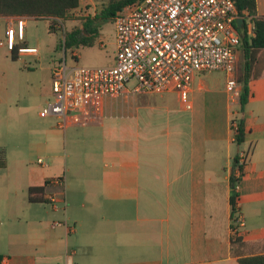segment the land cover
<instances>
[{
    "label": "crops",
    "instance_id": "crops-1",
    "mask_svg": "<svg viewBox=\"0 0 264 264\" xmlns=\"http://www.w3.org/2000/svg\"><path fill=\"white\" fill-rule=\"evenodd\" d=\"M256 15L264 17V0ZM14 19L0 17V50ZM1 54L4 65L9 53ZM248 90L242 114L226 88L198 74L190 110L175 93L124 95L105 101L95 123L62 129L45 117L26 150L14 146L16 160L0 168V264H238L264 255V66ZM3 106L0 99V131ZM241 116L237 144L231 123ZM32 150L46 162L33 167ZM240 153L248 158L234 234L230 181ZM30 188H42L45 202L29 203Z\"/></svg>",
    "mask_w": 264,
    "mask_h": 264
},
{
    "label": "built area",
    "instance_id": "built-area-1",
    "mask_svg": "<svg viewBox=\"0 0 264 264\" xmlns=\"http://www.w3.org/2000/svg\"><path fill=\"white\" fill-rule=\"evenodd\" d=\"M26 20L15 17L6 28L2 45L9 54L16 51L17 57H37L36 48L21 46ZM237 20H242L239 28ZM112 23L113 64L68 67L64 59L56 64L50 73L51 99L40 111L41 118L59 119L62 129L70 122L95 123L102 119L105 101L124 95L175 93L183 107L190 110L188 97L194 78L211 72L223 73L230 100H239L241 88L235 78L237 48L243 32L248 37H254V33L250 18L246 13L238 14L233 0H142L123 7ZM130 82L134 84L129 88ZM231 129L237 133L236 122L231 123ZM247 158L248 153L237 156L233 176L236 194L239 168ZM232 225L234 234L243 225L237 210Z\"/></svg>",
    "mask_w": 264,
    "mask_h": 264
},
{
    "label": "rangeland",
    "instance_id": "rangeland-1",
    "mask_svg": "<svg viewBox=\"0 0 264 264\" xmlns=\"http://www.w3.org/2000/svg\"><path fill=\"white\" fill-rule=\"evenodd\" d=\"M108 1L81 0L79 8L73 12L71 19L55 26L60 29L57 32L49 30L50 20H27L24 32L25 46L36 48L39 52L37 57H21L14 61L6 50H0V58L1 53H5V56L8 54L5 57V64L0 65V99L5 103L2 107L5 109V126H2L0 131V143L5 145V149L0 150L3 151L6 161L16 160L18 155L13 152L14 146L18 145L25 151L29 142H33L34 130L37 129L39 122L44 120L39 116V111L51 99L50 73L56 64L64 59L68 67H99L109 65L113 61L115 28L111 21L102 24L93 46L72 47L66 50L62 47V33L81 29L85 19L96 16ZM260 59L264 62V51L261 52ZM243 63L242 48L239 45L235 78L240 88L242 87L240 81L243 75ZM200 77L213 80L219 85L221 91L225 88V75L221 72L201 73ZM133 84L130 82L127 86L130 88ZM144 96L137 95L131 98L142 100ZM125 116L128 117V112L120 113L114 123L123 127L128 121ZM13 117L19 118L20 124L13 122L16 120ZM27 156L28 162L33 167L39 165L38 158L43 159V156L34 150L30 151ZM63 162L64 157L61 158L60 163ZM0 173L5 174V171Z\"/></svg>",
    "mask_w": 264,
    "mask_h": 264
},
{
    "label": "trees",
    "instance_id": "trees-1",
    "mask_svg": "<svg viewBox=\"0 0 264 264\" xmlns=\"http://www.w3.org/2000/svg\"><path fill=\"white\" fill-rule=\"evenodd\" d=\"M142 0H109L107 5L93 18H86L81 29H74L68 33H64L63 49H70L79 46H93L99 29L102 24L108 21L112 22L115 14L123 7ZM240 16L246 15L253 24L254 37H248L245 32L241 34L240 44L243 57V75L241 78V94L239 104L241 114L244 106L248 101L249 90L248 83L251 79L257 78L264 62L261 61L260 55L264 51V17L256 15V0H233ZM80 0H0V17H22L32 20H50L49 30L52 32L60 31L56 28L57 21L64 22L71 19V15L79 8ZM21 46H25L22 44ZM239 48V47H238ZM237 48V53H238ZM236 53V60H237ZM12 60H17L16 51L11 52ZM236 68V65H235ZM237 125V133L234 134V140L237 144L244 142V118L235 120ZM3 151L0 150V168H5L6 160L3 157ZM237 157L234 160V168L236 169ZM239 168V170H241ZM231 222H233L236 213V197L234 192V179L231 177ZM44 190L42 188H30L28 190L27 200L29 203H41L44 200ZM233 226V225H232ZM239 238L233 242L238 243ZM238 264H264V255L240 257Z\"/></svg>",
    "mask_w": 264,
    "mask_h": 264
},
{
    "label": "water",
    "instance_id": "water-1",
    "mask_svg": "<svg viewBox=\"0 0 264 264\" xmlns=\"http://www.w3.org/2000/svg\"><path fill=\"white\" fill-rule=\"evenodd\" d=\"M241 22H242V20H237V21H236V25H237L238 28L240 27Z\"/></svg>",
    "mask_w": 264,
    "mask_h": 264
}]
</instances>
